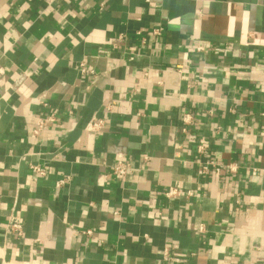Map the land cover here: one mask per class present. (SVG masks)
<instances>
[{
	"label": "crops",
	"instance_id": "1",
	"mask_svg": "<svg viewBox=\"0 0 264 264\" xmlns=\"http://www.w3.org/2000/svg\"><path fill=\"white\" fill-rule=\"evenodd\" d=\"M3 262L264 264V0H0Z\"/></svg>",
	"mask_w": 264,
	"mask_h": 264
},
{
	"label": "built area",
	"instance_id": "2",
	"mask_svg": "<svg viewBox=\"0 0 264 264\" xmlns=\"http://www.w3.org/2000/svg\"><path fill=\"white\" fill-rule=\"evenodd\" d=\"M52 1H54V0H50V2H52ZM153 33L156 35L159 32L157 30H154ZM79 68H80L81 74H84V75L90 74L92 76H95V73L92 70L90 71V70L86 69L85 63H81ZM181 120H182V127H183L182 131H183V133H187L188 127L191 125V123L193 121V117H192L191 113L186 112L185 114H183ZM50 122H54V118L52 116H50L47 119L37 120L36 127L33 128L29 132L31 138L38 137L39 134L44 130V128ZM102 127H103V122L101 120H93L88 124L87 130L94 132V131L101 130ZM196 150H197V153L199 155L204 154V152L206 150L204 143L200 142L196 146ZM217 166L218 165L216 164V162L209 160L208 162H205V164L202 165V172L206 173L208 170H210V168H216ZM229 168L231 171H234V169L231 168V166ZM31 170L33 171V173L35 174L36 177L46 176V170L40 166H32ZM132 172H133V170H132V166L130 163L119 161V162L112 164L109 167V173L106 175V178H112L114 180H119L121 182H125L127 177ZM159 195L165 201H172L174 199L181 198L182 192L178 187L171 186V187L161 191ZM6 231L8 234H11L12 236H14L16 238H22L23 237V235H24V223L18 214H12V216L9 218ZM199 231L203 232V228H200ZM85 234L87 236H90L91 231L90 230L86 231ZM168 252H169L168 250L165 251L166 256H168L170 254ZM3 264H6V263L3 262Z\"/></svg>",
	"mask_w": 264,
	"mask_h": 264
}]
</instances>
